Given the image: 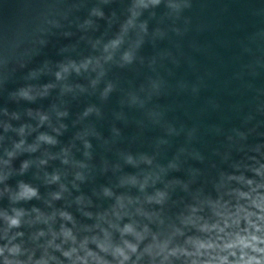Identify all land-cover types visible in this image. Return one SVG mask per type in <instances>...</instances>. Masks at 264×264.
<instances>
[{"label": "clouds", "instance_id": "obj_1", "mask_svg": "<svg viewBox=\"0 0 264 264\" xmlns=\"http://www.w3.org/2000/svg\"><path fill=\"white\" fill-rule=\"evenodd\" d=\"M152 5H158L160 0H149ZM139 6L148 7V3L144 0H139ZM102 15V13H97ZM137 13L133 12V16ZM132 24V20L128 21V25ZM142 27H144L142 25ZM127 26H125L126 30ZM121 43V39L117 38L113 40L110 45L106 46L115 48ZM124 60L131 62V53H125ZM87 67V64L82 65ZM75 67V65H73ZM67 72L65 67L62 69ZM77 71L79 69L77 68ZM57 79L61 78V73H56ZM51 85L44 86V93ZM105 90V94L107 91ZM19 95L27 100H33L34 97L30 94V89H21ZM88 111H91L89 109ZM87 114V113H85ZM64 115V113H61ZM48 117L46 115L40 116V121L43 123ZM23 133V127L20 129ZM38 140L48 144H55L57 141L46 134H41ZM24 141L16 144V149H20ZM90 145H86L89 147ZM31 151H35V146L30 147ZM9 157L14 156L13 152L8 153ZM67 162V161H65ZM131 162V158H129ZM7 163V161L5 162ZM41 163H46L41 161ZM29 166V162L25 161L21 165V172L25 171ZM257 174L259 170H257ZM6 177H0L5 179ZM78 178H80L78 176ZM242 179V178H241ZM59 180L58 175H53L51 181L55 182ZM135 183L133 179L131 181ZM251 191L244 192L237 190L236 195L238 200L247 201L246 204L237 203L233 209L228 208L227 205L218 206L219 210L215 211V215L219 218L215 223H200L197 224L196 220L192 217L187 218L184 223L192 224L198 231L205 234L204 238L201 237H188L185 240L183 246H172L171 239L159 241L156 236L152 237V243L145 246L141 251L139 248L140 243L146 238L149 233V229L145 226L142 231H138L134 224H125L122 228L116 225L120 235L121 243L113 244L111 241V234L104 231V238L93 236L91 238L85 237L82 241H77V237L73 234L72 230L62 225L59 234L52 233L53 239L49 240L46 246H43V254L39 257H35L34 250L24 248L22 244L15 243L18 237H22V232H16L14 235H9L12 229H19L22 224V217L25 215L23 209H12V214L2 213L3 220L6 227L4 228V239L7 241L5 244L0 245V258H2V264H63L58 257L51 255L48 252L49 248H53L55 251H59L61 255L67 259L70 264H139V261L144 257H149V264H173V260H182V264H264V193H260L257 189L261 186L251 187L253 185L252 180L246 182ZM19 191L12 195L14 202L28 201L33 198H39L38 189L30 186L29 184L20 182ZM63 187V186H62ZM143 188V185H141ZM105 195H112V193L105 189ZM164 194L157 193L156 197H149V201L155 199L157 203L162 201ZM54 199H60V193L53 195ZM78 198V202H79ZM118 206L124 207L122 199L118 200ZM217 207V206H214ZM33 211L39 212L38 209ZM196 211L195 208L192 209ZM61 218L65 221L72 222L73 217L70 213L62 211L59 213ZM91 216V213H86ZM117 218H120V213L116 212ZM41 216L38 215V219ZM50 218H44L45 222ZM176 234L183 235V233L177 229ZM43 231L37 234V237L44 236ZM57 235L62 237V243L56 244L55 239ZM126 236H132L135 239V243L125 239ZM71 246L65 249L62 245L69 243ZM89 243L95 244L99 251L91 249ZM104 253L105 255H101ZM26 259H21L25 257ZM111 256L112 260H108L106 257ZM135 256V259H133Z\"/></svg>", "mask_w": 264, "mask_h": 264}]
</instances>
